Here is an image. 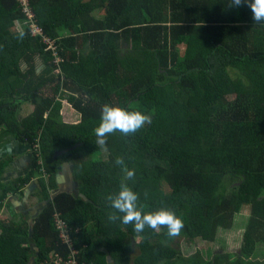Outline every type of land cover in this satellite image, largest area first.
<instances>
[{"label":"trees","instance_id":"1","mask_svg":"<svg viewBox=\"0 0 264 264\" xmlns=\"http://www.w3.org/2000/svg\"><path fill=\"white\" fill-rule=\"evenodd\" d=\"M28 1L63 62L31 35L19 0H0V151L12 138L37 148L30 175L15 184L4 179L11 159L0 161V219L5 208L11 214L0 220V264H65L73 252L78 264H264L257 253L264 250V24L228 0ZM24 103L34 111L19 118ZM64 103L76 119L64 118ZM106 103L152 123L98 146L94 129ZM118 156L135 171L127 183L143 212L173 211L184 223L179 236L108 221L107 196L124 176ZM66 161L78 195L51 199ZM33 181L39 213L18 220L8 198H22ZM244 208L238 252L208 260L176 243H214Z\"/></svg>","mask_w":264,"mask_h":264},{"label":"clouds","instance_id":"2","mask_svg":"<svg viewBox=\"0 0 264 264\" xmlns=\"http://www.w3.org/2000/svg\"><path fill=\"white\" fill-rule=\"evenodd\" d=\"M247 6L252 14L255 24H264V0H228V7ZM25 33H18V39H23ZM152 123V117L140 111H128L121 107L104 104L101 108L99 125L94 129L96 145L105 146L109 135L119 132L128 137ZM115 165L120 167L124 173L119 190L107 196L112 211L108 214V221L121 222L123 225H133L137 234L144 233L145 229L160 232L166 229V235L177 237L184 227L183 221L171 210L161 208L153 212H143L139 206V196L129 187L127 181L134 180L135 171L129 170L125 159L116 157ZM147 198V193H145Z\"/></svg>","mask_w":264,"mask_h":264},{"label":"crops","instance_id":"3","mask_svg":"<svg viewBox=\"0 0 264 264\" xmlns=\"http://www.w3.org/2000/svg\"><path fill=\"white\" fill-rule=\"evenodd\" d=\"M96 15L98 18H101V19L103 18V14H99L97 12ZM65 106H67V113H69L70 110L72 109V113H70L71 115H69L68 118L74 119V117L76 116L75 114L76 111L73 108H71L68 104H64L62 109H65ZM26 109H29V111H27L28 114L26 115L28 116L32 113L33 107L28 106V105H22V110H26ZM8 148H10V150H8L9 152L7 151ZM5 149L6 151L3 152L2 150V153H0V161L6 157H9L11 159L8 169L6 171V174H11V175L17 174V177L19 176L20 179L25 178L28 175H30L31 171L33 170L32 165H33V160H34V150L32 149V147H30L28 143L18 144V143H14V141H11L7 145V147L4 148V150ZM13 152H15V154ZM28 162H30L31 164L30 168L28 167ZM55 183H56V190L50 193L51 194L50 196L53 197L51 199H54L56 196L62 195V194H69L71 196L78 195L79 182L76 180L74 164L72 162L66 161L60 165V171H58L55 175ZM33 185H34V188L32 191L35 190L36 184L34 183ZM24 192H25V195L22 198L19 195H12L8 198L7 203L11 204V208L14 212L16 211L13 208H17L15 206V204L17 203H20L19 209L23 208L24 203L27 199L25 196H28L26 189L25 191L23 190V193ZM53 193H55L56 195H53ZM24 197L25 199L23 200ZM21 201H23L24 203H22ZM33 204H36V203H33ZM41 205L42 204L38 205V208H40ZM4 210H7L9 212L8 208H5ZM19 212L21 216L25 217L26 219H29V221L31 222L33 220L32 218L36 214H38L39 211H37L35 215L31 216V218H29L30 214H28L27 216L21 210H19Z\"/></svg>","mask_w":264,"mask_h":264},{"label":"rangeland","instance_id":"4","mask_svg":"<svg viewBox=\"0 0 264 264\" xmlns=\"http://www.w3.org/2000/svg\"><path fill=\"white\" fill-rule=\"evenodd\" d=\"M23 105H28V106L33 107L32 112L34 111V105L33 104L24 103ZM27 111H29V109L22 110V106H21L20 110H19V113H20L19 118L27 117L26 116L28 114ZM70 113H72V109L70 110L69 113H67V106H65V109H62V114H65L64 118L67 120L71 119V118H68L69 115H71ZM76 116L74 117V119H76ZM105 151H106V149L101 147V152L105 153ZM87 159H88V157H87ZM91 160L98 161L99 157L97 155L93 156V154H92ZM229 184L230 183H228L226 185V187H229ZM21 202L24 203L23 201H21ZM35 205L36 204H33V202H31V201H28L26 203V208L29 210V214H30L29 218H31V216H33V215H35V213H37V210L34 209ZM15 206L17 207V208H15V211H16L15 213H17V219L20 220V219H22L19 216L20 212L18 211V209L20 208V203L15 204ZM247 211H248V209L244 208L242 211V214L239 217H237L236 222H235V227H234V230L232 232H223V231L220 232L217 235L214 243H204L201 241H197L195 245L189 246L186 243V241H184L182 239L176 240V243H178V246H180L182 252H184V255H189V254L191 255V254H194L196 252H201L202 255L205 257V259H208V260L212 259V256L215 253H222V252L223 253H236L242 247V238H243L244 231L240 227L244 228V226H242V225L247 221L246 219L250 215V212H247ZM0 220H2L4 222H9L11 220L10 212H8L7 210H4ZM263 252H264L263 247H261V249H258L257 253L262 255ZM260 258L261 259H258V258L257 259L262 260L263 256H260Z\"/></svg>","mask_w":264,"mask_h":264},{"label":"built area","instance_id":"5","mask_svg":"<svg viewBox=\"0 0 264 264\" xmlns=\"http://www.w3.org/2000/svg\"><path fill=\"white\" fill-rule=\"evenodd\" d=\"M21 7L23 8L28 20L30 21L29 27H30V33L32 36H39L42 37V42L50 47V49L53 52V56L55 57V64L58 65L62 63V58L59 56L57 52V45L55 40H52L49 38L43 31V29L37 24L35 15L33 11L30 8L29 1L28 0H19ZM20 24V23H19ZM39 145H37L38 147ZM55 228L57 232L60 234L61 241L65 244L70 246V235L68 231V227L66 223L60 218V216L55 217ZM71 247V246H70ZM75 253H72V257L65 262V264H78L75 257ZM55 264H60L57 261H55Z\"/></svg>","mask_w":264,"mask_h":264},{"label":"flooded vegetation","instance_id":"6","mask_svg":"<svg viewBox=\"0 0 264 264\" xmlns=\"http://www.w3.org/2000/svg\"><path fill=\"white\" fill-rule=\"evenodd\" d=\"M31 147H32V149L34 150V152L37 153V148H36V146H35V147L31 146ZM57 156L60 157V156H61V152L57 153ZM54 157H55V156H54ZM75 173H76V172H75ZM4 179H5L6 182H14V184H15L17 181H19L18 179H20V178H19V176L17 177V174H13V175H11V174H6V175L4 176ZM34 183H35V182L33 181V182L29 183L27 186H25V187L23 188L24 191H25V189L27 190L28 196H26L27 199H26V201H25V203H24L23 208H21V209H19V210H21L22 212H24V214L27 215V216H28V214H29V210L26 208V203H27L28 201H31V202H33V203H36L35 208L37 209V211H39V209H40V208H38V205H40V204L38 203V201H37L36 198L34 197L35 192H39V188H38L37 185H35V191H31V189H30L31 186L34 188V185H31V184H34ZM33 188H32V190H33ZM24 195H25V192H24ZM51 198H53V197H51ZM24 199H25V197L23 198V200H24ZM29 199H30V200H29ZM13 209H15V208H13ZM19 210H18V211H19ZM38 213H39V212H38Z\"/></svg>","mask_w":264,"mask_h":264},{"label":"water","instance_id":"7","mask_svg":"<svg viewBox=\"0 0 264 264\" xmlns=\"http://www.w3.org/2000/svg\"><path fill=\"white\" fill-rule=\"evenodd\" d=\"M15 139H16V138H15ZM15 139L12 138L11 140L14 141V143H16L17 141H16ZM29 146H30V145H29ZM6 147H7V146H6ZM30 147H31V146H30ZM8 150H10V148H8L7 151H8ZM4 151H6V149H5V150L3 149V152H4ZM8 152H9V151H8ZM65 152H66V151H65ZM0 153H2V150L0 151ZM13 153L15 154V152H13ZM63 153H64V152H63ZM61 154H62V152H61ZM28 167H29V168L31 167L30 162H28ZM7 169H8V167L6 168V171H7ZM5 175H6V173H5ZM31 185H33V184H31ZM32 188H33V187L31 186V187H30L31 191H32ZM53 195H56V194L53 193Z\"/></svg>","mask_w":264,"mask_h":264}]
</instances>
